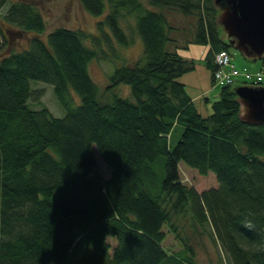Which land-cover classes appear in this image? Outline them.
I'll list each match as a JSON object with an SVG mask.
<instances>
[{
    "label": "trees",
    "instance_id": "1",
    "mask_svg": "<svg viewBox=\"0 0 264 264\" xmlns=\"http://www.w3.org/2000/svg\"><path fill=\"white\" fill-rule=\"evenodd\" d=\"M81 3L94 15L107 7ZM108 3L99 34L61 25L45 39L46 20L29 0L12 2L4 16L34 34L27 47L0 57V264H199L193 239L209 230L232 264H264V122L240 117L231 84L221 86L211 113L199 111L180 79L195 62L172 46L176 29L166 12L197 16L187 42L209 45L213 76L215 53L233 48L219 7L214 0ZM137 36L144 55L117 65L106 86L112 92L126 83L131 97L113 91L108 98L89 61L122 56L118 47ZM31 80L53 84L63 116L30 105ZM181 160L214 172L218 185L199 191L182 181ZM166 227L182 245L174 252L164 247Z\"/></svg>",
    "mask_w": 264,
    "mask_h": 264
},
{
    "label": "rangeland",
    "instance_id": "2",
    "mask_svg": "<svg viewBox=\"0 0 264 264\" xmlns=\"http://www.w3.org/2000/svg\"><path fill=\"white\" fill-rule=\"evenodd\" d=\"M17 0H6L5 4L0 7V57L9 53L12 50H21L28 46L29 37L34 33L31 31H25L18 25L8 22L4 16L7 13L12 2ZM32 1L37 8L41 11L44 19L47 23L46 30L41 34L45 39L48 37V33L57 26H68L72 28H85L92 31L95 34H99L97 28V22L104 19L106 11L109 10L108 0L106 2V11L100 15H94L88 12L81 3V0H29ZM159 9V8H155ZM167 15L175 26L173 34L176 39L172 46H178V50L186 58L193 59L195 62V69L180 76L181 81L186 80L185 87L190 93L201 92V87H208L207 90L203 88V94L197 97L195 100L199 111L203 115H208L212 112V104L215 100L220 98V90L223 85L212 76L211 70L206 65V53L209 50V45L195 43L193 41L187 42L193 38L197 16L195 14H184L183 12L166 8ZM133 20V18H129ZM123 22V21H122ZM124 27H127L125 22L122 23ZM188 46H184L185 44ZM87 44L92 45L90 39L87 40ZM118 50L122 52L121 55H115L112 60L92 58L89 61L88 69L91 77L99 87V91L105 92L111 97L113 91L117 92L121 96L131 97L130 86L126 83L119 84L115 90L107 91L106 86L110 81V75L113 73L117 65L127 63L134 64V62L144 55V44L140 36L135 38V42L128 47H118ZM233 59L238 67L247 68L250 72L258 73L263 67L259 59L250 60L246 58L239 50L233 51ZM31 86L33 93L29 98L30 105L32 107H40L41 105H47L50 110L56 116H63L65 114L64 108L60 105L53 88V84L43 80H31ZM75 103L81 102V96L73 89L71 90ZM107 95V96H108ZM182 131V126H179L172 133L169 140L171 147H173ZM98 161V168L100 172L109 177L110 168L103 162L98 149L94 146ZM179 172L181 180L188 185H194L199 191L207 189L212 186H217L218 181L214 172L210 171L208 174L200 173L195 167L186 164L184 161L179 162ZM168 231V228L166 227ZM210 230L203 235L193 239V243L196 248V259L199 264H232L231 259L227 253L223 250L220 242L215 243L212 236L209 234ZM212 232V231H211ZM109 241L114 245L116 244V238L109 236ZM181 243L176 239L175 235L168 231L167 238L164 242V247L168 251H175L181 248Z\"/></svg>",
    "mask_w": 264,
    "mask_h": 264
},
{
    "label": "water",
    "instance_id": "3",
    "mask_svg": "<svg viewBox=\"0 0 264 264\" xmlns=\"http://www.w3.org/2000/svg\"><path fill=\"white\" fill-rule=\"evenodd\" d=\"M218 21L231 44L246 58L264 55V0H214ZM233 89L240 101V117L249 123L264 122V85L237 83Z\"/></svg>",
    "mask_w": 264,
    "mask_h": 264
},
{
    "label": "built area",
    "instance_id": "4",
    "mask_svg": "<svg viewBox=\"0 0 264 264\" xmlns=\"http://www.w3.org/2000/svg\"><path fill=\"white\" fill-rule=\"evenodd\" d=\"M215 62L218 67L214 72V77L222 84H231L238 77H241L244 80L254 78L256 82L264 81V67L256 74H253L247 68L241 69L232 61V55L228 50L217 52L215 55Z\"/></svg>",
    "mask_w": 264,
    "mask_h": 264
},
{
    "label": "crops",
    "instance_id": "5",
    "mask_svg": "<svg viewBox=\"0 0 264 264\" xmlns=\"http://www.w3.org/2000/svg\"><path fill=\"white\" fill-rule=\"evenodd\" d=\"M183 82L187 84V81H186V80H184ZM203 88H204V87H201V92H197V93H190V92H189V94L193 97L194 100H197L196 98H197V97H200V95L203 94ZM204 89L207 90L208 87H205Z\"/></svg>",
    "mask_w": 264,
    "mask_h": 264
}]
</instances>
